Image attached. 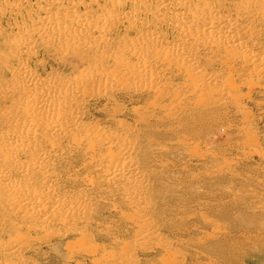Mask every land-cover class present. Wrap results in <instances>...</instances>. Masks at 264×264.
Returning <instances> with one entry per match:
<instances>
[{"label":"bare ground","instance_id":"1","mask_svg":"<svg viewBox=\"0 0 264 264\" xmlns=\"http://www.w3.org/2000/svg\"><path fill=\"white\" fill-rule=\"evenodd\" d=\"M33 1L40 0H0V15ZM43 1L44 15L33 30L8 40L10 54L0 57L6 60L0 70V120L6 125L0 133V264H28L21 247L5 240L10 227L19 240L24 232L73 239L68 253L92 264H139L144 251L161 252L159 264H184L162 234L168 226L160 203L166 201L156 190L161 186L154 187L158 178L145 168L152 155L142 146L145 135L140 140L138 128L121 121L110 128L90 124L85 105L115 92H142L153 101L151 111L176 118L186 100L170 98L171 91L186 88L183 96L201 95L206 105L220 100L240 106L244 96L237 85L243 81L264 95V0H197L194 7L192 0H153V11L151 0ZM122 27L136 30L135 37L121 39L117 51L101 52L108 35ZM168 30L172 41L164 39ZM37 41L57 55L97 49L96 61L64 79L52 72L41 76L29 65ZM104 209L114 213V223L127 225L119 235L128 242L115 239L113 227L104 230L115 240L112 253L86 239Z\"/></svg>","mask_w":264,"mask_h":264},{"label":"rangeland","instance_id":"2","mask_svg":"<svg viewBox=\"0 0 264 264\" xmlns=\"http://www.w3.org/2000/svg\"><path fill=\"white\" fill-rule=\"evenodd\" d=\"M196 2L192 0V7ZM147 5L153 11V0ZM44 7L43 0L33 1L23 4L18 11L0 15V57L3 60L10 54L8 40L10 42L21 32L32 31L36 18L44 15ZM129 8L127 3L126 9ZM164 33V39L172 41L174 33L171 30ZM135 35L136 30L123 27L111 32L101 52H105L104 49L117 51V47L120 49L124 45L122 42ZM35 43L29 65L41 76L52 72L64 79L96 61L98 50L94 48H68L63 55H57L54 52L59 50H48L41 42ZM1 60L0 70L1 63L6 61ZM210 72L217 76L213 69ZM241 78H236V83ZM171 80L182 84L173 75ZM242 82L237 85L244 96L240 106L220 100L206 105L208 101L201 95L186 97L189 94L186 88L181 93L171 91L170 98L181 95L186 100L180 114H177L179 108L174 109L176 118L167 117L166 111L161 109L151 111L148 107L153 101L142 92H115L85 105L87 120L84 121L95 123L99 128L118 127L116 121H121L126 126H136L140 140L145 135L142 146L152 155L148 156L150 163L144 166L150 175L158 178L159 183L154 187L161 186L156 190L161 189L166 201L164 205L160 203L161 210H166L163 222L168 226L162 228V234L174 245L172 252L184 257V264H264V95L260 86L252 90ZM169 108L170 105L166 107ZM170 110L173 112V108ZM5 126L0 120V133ZM154 131L164 134L165 139L150 133ZM161 144L166 146L162 148ZM113 215L104 209L102 219L98 220L100 226L92 229L86 238L97 247L104 246L109 253L112 252L108 247L114 245L115 240L104 233L105 229L113 227L112 235L116 234L115 239L121 242L129 240L119 235L121 227L126 229L127 225L114 223ZM17 235L19 231L10 227L5 240L17 243L19 250L21 247L22 256L31 259L27 260L28 264H92L86 257L77 260L74 254L68 253L66 245L73 239L57 234L44 238L41 232H24L19 240ZM41 236L49 240L44 242L43 238L39 239ZM74 243L78 246L79 242L74 240ZM158 253H139V264H159Z\"/></svg>","mask_w":264,"mask_h":264}]
</instances>
